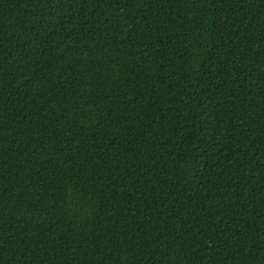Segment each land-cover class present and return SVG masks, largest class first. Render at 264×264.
Segmentation results:
<instances>
[{"label":"trees","instance_id":"16d2710c","mask_svg":"<svg viewBox=\"0 0 264 264\" xmlns=\"http://www.w3.org/2000/svg\"><path fill=\"white\" fill-rule=\"evenodd\" d=\"M0 264H264V0H0Z\"/></svg>","mask_w":264,"mask_h":264}]
</instances>
